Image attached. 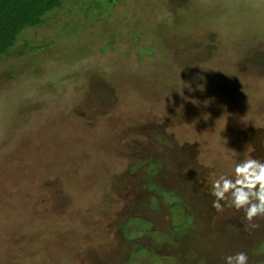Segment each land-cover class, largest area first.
Listing matches in <instances>:
<instances>
[{"label": "rangeland", "instance_id": "obj_1", "mask_svg": "<svg viewBox=\"0 0 264 264\" xmlns=\"http://www.w3.org/2000/svg\"><path fill=\"white\" fill-rule=\"evenodd\" d=\"M0 57V264H264V0H70Z\"/></svg>", "mask_w": 264, "mask_h": 264}, {"label": "trees", "instance_id": "obj_2", "mask_svg": "<svg viewBox=\"0 0 264 264\" xmlns=\"http://www.w3.org/2000/svg\"><path fill=\"white\" fill-rule=\"evenodd\" d=\"M70 0H0V57L6 56L23 32L46 25L48 16L64 11Z\"/></svg>", "mask_w": 264, "mask_h": 264}]
</instances>
